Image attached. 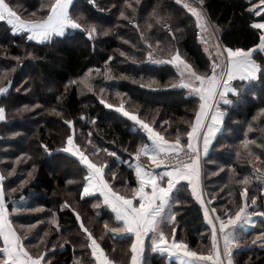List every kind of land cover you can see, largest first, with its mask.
Listing matches in <instances>:
<instances>
[{
  "label": "trees",
  "instance_id": "1",
  "mask_svg": "<svg viewBox=\"0 0 264 264\" xmlns=\"http://www.w3.org/2000/svg\"><path fill=\"white\" fill-rule=\"evenodd\" d=\"M94 1L93 4L89 0H74L70 7L74 18L83 17L78 22L84 28L97 26L92 38L81 29H69L64 37L53 36L51 41L38 42L29 40L27 32L12 34L10 26L0 21V86L11 81L9 91L0 98V105L6 111L5 120L0 122V172L4 176L5 200L8 210L22 197L28 199L29 209L44 208L41 212L19 215L17 219L24 217L23 221L11 217L21 235L24 227L55 217L59 227L43 221L24 239L34 255L47 248L46 259L51 264H95L90 241L72 209L80 214L84 225L115 262L131 264L130 246L134 240L131 233L113 231V226L122 223L107 205H93L103 200L100 194L82 198L86 170L78 158L63 151L67 135L73 133V126L66 121H74V135L79 143L81 137L90 135L91 148L100 149L96 156L100 162L108 159L103 153L106 149L117 154H110L106 176L116 191L128 196L138 187L130 154L149 139L139 125L101 101L116 106L123 102L127 110L137 112L146 122L164 131L169 141L174 142L179 136L181 143L187 145L186 134L201 101L181 86L173 66L157 61L165 59L176 42L182 56L198 74L211 73L212 58L200 39L195 16L184 7V4L196 6L199 0ZM6 2L21 18L35 20L46 17L52 0ZM258 4L259 0L199 3L216 41L223 47L244 49L259 44L262 30L253 25L264 22V13L252 10ZM122 11L124 16L120 15ZM153 11L161 16V21L152 16ZM132 20H137V27L130 23ZM167 20L173 27L174 39L164 28ZM147 45L154 50L152 61L147 56ZM254 58L260 66L258 77L233 82L239 97L220 96L217 104L224 112L223 125L208 151L202 150L203 191L216 213L231 209L234 215L243 204V188L248 189L247 203L257 216L252 229L239 227L244 241H249L258 231L264 234V217L259 216L264 212L260 175L264 170V49L256 51ZM106 67L111 69L116 81H104L97 71ZM89 69L92 91L82 90L79 82L89 75ZM152 81L155 83L149 88ZM24 105L29 106V111H18ZM52 108L60 115L52 112ZM124 150L128 153H123ZM254 160L258 161L257 165ZM33 166L36 170L29 177ZM112 173H116L115 179ZM245 177L248 183H240ZM177 187L179 191L173 190L172 201L175 229L179 232L182 229V240L191 250L208 253L211 225L203 215V206L195 200L186 181ZM252 198L257 201L255 205L251 204ZM65 201L71 208L62 207ZM244 241L233 253V264H264V240L261 246ZM146 245L145 257L151 264H180L166 254L152 251L150 239Z\"/></svg>",
  "mask_w": 264,
  "mask_h": 264
},
{
  "label": "snow or ice",
  "instance_id": "2",
  "mask_svg": "<svg viewBox=\"0 0 264 264\" xmlns=\"http://www.w3.org/2000/svg\"><path fill=\"white\" fill-rule=\"evenodd\" d=\"M90 2L94 3V0H90ZM180 2L183 3V0H180ZM72 3L73 0H52L46 17L26 20L22 19L6 0H0V21L6 22L14 35L27 32L29 40L40 42L51 41L53 36L64 37L66 31L70 28L81 29L86 32L89 38H92L97 32V26L92 24L89 28H84L82 23L78 22L83 17L79 16L74 18L72 12H70ZM199 3L203 5L204 0H199ZM184 7L189 13L195 16L200 31L206 32L208 39L213 38L214 33L209 27L206 14L200 8L193 7L189 4H184ZM252 10L258 13H264V0H259L258 5H253ZM120 15L124 16V12L122 11ZM152 16L155 17L156 21H161L162 19L156 11H153ZM165 26L167 27V25ZM253 26L262 30L259 44L248 49L222 47L217 44L215 55L218 57V60L214 59L211 61V75L198 74L193 69V66L181 56L179 50H176L175 55L171 59L157 62H167L176 66L181 77V86L198 96L202 102L199 108L204 107L205 102L211 96V93L207 91L209 84L214 83L217 89L223 85L227 94H235L239 97V90L232 85V81L236 78L249 81L256 79L258 65L253 59V54L257 48L264 49V22L255 23ZM149 27H151V24H149ZM200 39L205 44L208 43V39L204 36H201ZM157 43L159 42L157 41ZM149 48H151V45H149ZM209 55H212V53H209ZM147 56L150 61L154 60V50L148 51ZM91 71L89 69V75L80 78L79 82L82 90L84 88H87L89 91L93 90V85L90 82ZM110 73L111 69L109 68L105 75L108 76ZM69 83L75 84L77 81H69ZM153 83L155 81L149 82L148 87L151 88ZM10 85L11 81L7 85L0 86V95L6 94L9 91ZM217 94L220 93L217 91ZM117 95H120V93H117ZM101 102L109 109H115L119 114L129 118L134 124L139 125L150 141V143L142 144L133 154L136 161L134 174L138 180V187L132 189V197L129 198L126 195H121L119 191L113 190L109 181L104 176L106 162L105 164L94 163L84 151L80 150V146L74 143V132L73 134L67 135L66 147L63 151L78 158L87 169V175L85 177L86 183L83 186L81 194L82 198L94 193L102 194L103 203L115 213V218L124 224L122 229H113V231L134 234L135 239L130 246L131 264H142L144 243L150 233L154 251L166 252L170 256L175 254L180 258L182 264H233V250L239 247L238 241L243 235L237 229L241 225L254 223L253 217L256 215V213L248 211L247 187H244L241 193L245 202L235 211L234 215L231 209L225 212L226 219L215 215L216 209L209 208L202 196L201 176L193 165L192 159L185 155L184 144L181 143L179 136H177L174 142H170L151 123L142 119L137 112L126 110L123 102L119 106L109 103L106 100H102ZM18 111L27 112L29 111V106L24 105ZM51 111L60 115L56 108H52ZM199 115L198 110L195 113L191 130L186 134L187 141L193 138L191 135L192 127L196 126ZM4 119L5 108L0 107V121ZM66 123L74 127L73 120L69 119ZM43 147L47 149L48 146L43 145ZM111 155L116 156L117 154L112 152ZM142 155L150 158L151 165L153 166L151 169L140 163V157ZM161 166H163L164 172L157 173L154 169ZM35 170V166H33V170L28 173V176L32 177ZM14 171L15 169H13ZM111 175L115 179L116 173H112ZM260 175L264 177V170L261 171ZM165 177L167 178L166 183ZM3 181L4 176L0 175V238H2L0 252L3 254L2 258H0V264H51L46 259L49 251L47 248H44L43 251L34 255L25 247L24 239L36 225L28 226L23 235L16 230L9 218ZM181 181L187 182L195 200L203 206V215L207 223L211 225V249L207 255H203L198 251L189 250V246L184 240L177 241L175 239V227L171 228L170 235L166 234L162 227V225L171 226L176 220V214L172 210V201L174 200L173 190L179 191L177 185ZM26 182L24 181V183ZM240 183L247 184L248 178L245 177ZM176 203H179V201H176ZM256 203V199L252 198L251 204L255 205ZM62 207L71 208V205L65 201ZM40 210L39 208L31 209V211ZM13 211L18 212L20 209L14 208ZM72 211L80 221L81 229L87 234L90 241L91 254L95 258V264H115V261L108 257L89 228L84 226L83 221L80 219V214L75 209H72ZM259 216L264 217V212H260ZM52 223L57 224V227H59L55 219L52 220ZM47 235L48 233H45V236Z\"/></svg>",
  "mask_w": 264,
  "mask_h": 264
},
{
  "label": "rangeland",
  "instance_id": "3",
  "mask_svg": "<svg viewBox=\"0 0 264 264\" xmlns=\"http://www.w3.org/2000/svg\"><path fill=\"white\" fill-rule=\"evenodd\" d=\"M179 1V0H178ZM184 3H187V2H185V0L183 1ZM190 5V4H189ZM195 5L196 6H193V5H191V6H193V7H197V8H200V9H202V7L199 5V3H195ZM198 5V6H197ZM31 14H29V15H27L26 16V18H28L29 19V16H30ZM22 19H24V18H22ZM27 20V19H26ZM135 22L136 24H132L133 26H138V22H137V20H132L131 22ZM130 22V23H131ZM166 23H169L170 24V21H165V24ZM165 24H164V28H165ZM172 27V26H171ZM71 29V28H70ZM166 30H167V33L168 34H170L172 37H173V39L175 38L174 36H175V33H174V30H173V27H172V31H169L167 28H165ZM72 30H74V29H72ZM201 36H204L206 39H208V36H207V33L206 32H201ZM172 39V40H173ZM174 41V40H173ZM39 42V41H38ZM202 43H203V46H204V48L209 52V53H211L212 52V60H214V59H216V60H218V57L215 55V50H216V45L217 44H219L220 46H222L220 43H218L217 41H216V39H215V37H214V35H213V38H211V39H208V43L207 44H205L204 43V41L202 40ZM147 47H149L148 45H147ZM223 47V46H222ZM149 50H152L151 48H148V51ZM176 50H179V52H180V54H181V56H182V53H181V51H180V49H179V47H178V45H176V42H174V46H171V48L169 49V52L167 53L168 55L167 56H165L166 58L165 59H160L161 61H167V60H169V59H171L172 58V56H174L175 55V52H176ZM213 53H214V55H213ZM156 57H163V56H156ZM168 57V58H167ZM183 57V56H182ZM184 58V57H183ZM185 59V58H184ZM186 60V59H185ZM164 63H167V62H164ZM189 63V62H188ZM175 68V67H174ZM176 69V68H175ZM107 70H108V68L106 67L105 69L104 68H100V69H98L97 71H99L100 72V74H101V76H102V78H104V81H106V82H113V81H116V80H114L115 79V76L112 74V73H110V75H108V76H106L105 75V73L107 72ZM177 70V69H176ZM177 72H178V75H179V70H177ZM209 75H211V73L209 74ZM179 77H180V75H179ZM181 81V77H180V80H179V82ZM220 92V91H219ZM1 96L2 95H0V98H1ZM200 105H201V102H200ZM0 107H2L1 105H0ZM127 110V109H126ZM129 111V110H128ZM138 114V113H137ZM5 118H6V111H5ZM5 120V119H4ZM4 120H2V121H4ZM1 122V121H0ZM152 125H153V127L157 130V131H160L161 132V130H159V129H157L156 127H155V125L153 124V123H151ZM73 132H74V127H73ZM73 134V133H72ZM161 134L162 135H164V137H165V139L166 140H170V139H168L167 138V136H166V134L164 133V131L163 132H161ZM173 140H171L170 142H172ZM74 143L75 144H77V145H79L80 146V150H82V151H84L85 152V154L86 155H88L89 156V158L90 159H92L93 160V162L94 163H97V164H105V162H106V166H105V168H104V176H105V179L106 180H108V178H107V176H106V172H107V166H108V164H109V157H110V154H111V150L110 149H106V150H104L103 151V153H106L107 154V156H108V159L106 160V161H99L97 158H96V156H98L99 154V151H100V149H93V148H91L92 146H91V144H92V141H91V137H90V135H88V136H84V137H81V142L79 143L78 142V140L76 139V137H75V135H74ZM84 147H83V146ZM185 147V149H187V147L186 146H184ZM139 149V148H138ZM190 152H192V150H189ZM123 153H126L125 152V150L123 151ZM135 153V152H134ZM202 153H203V151H202ZM93 154V155H92ZM108 161V162H107ZM255 161V165H257L258 164V161L257 160H254ZM136 163V162H135ZM135 163H133L132 162V165L133 166H135ZM140 163L142 164L143 162H142V159H140ZM85 167V166H84ZM202 167H203V164H202ZM85 170H86V175H87V169H86V167H85ZM0 175H1V172H0ZM261 179H262V182H263V184H264V177H261ZM109 181V180H108ZM109 183H110V185L112 186V188H113V190L114 191H116L115 190V188H114V185L112 184V182L111 181H109ZM95 194H100V193H94V194H91V195H95ZM121 194V193H120ZM101 196H102V194H100ZM121 195H123V194H121ZM132 195H133V193H131L130 195H128V197L129 198H131L132 197ZM88 196H90V195H88ZM127 196V195H126ZM102 198H103V196H102ZM27 198H24V197H22L20 200H18V201H15V204H14V206H13V208L11 209V210H8V212H9V218L11 219V221H12V218L11 217H13V219H17L18 217H19V215H23V214H26V213H31V214H33L34 212H39V211H31V209L32 208H30L29 209V207L26 205V202H27ZM6 201V200H5ZM30 202V201H29ZM245 202V200H243V203ZM136 203V202H135ZM104 205V203H103V200L102 201H96V202H94L93 203V205L95 206V205H98V206H100V205ZM6 205H7V203H6ZM249 205V204H248ZM14 208H19L20 209V211H18V212H14L13 211V209ZM36 208H39V209H41L40 210V212L41 211H43L44 210V208L43 207H35L34 209H36ZM211 208H212V206H211ZM8 209V208H7ZM249 209V208H248ZM227 211V210H226ZM226 211H224L223 213H225ZM253 213V212H252ZM215 214H218V213H215ZM219 214H222V213H219ZM256 216H257V214L253 217V221H254V223H252L251 225H242L241 226V228H246V229H244V230H250V229H252L254 226H256ZM55 217H52V218H50V217H46L45 219H43L40 223L39 222H37L36 224L38 225V223L39 224H41L43 221H45V222H47V223H50V222H52V220L54 219ZM23 219H24V217H21L20 219H17L18 221H23ZM226 219V218H225ZM121 223H122V225H120V226H113V229H122L123 227H124V224H123V222L121 221ZM35 224V225H36ZM36 225V226H37ZM18 227H20L19 225H17ZM85 226V225H84ZM162 227H163V229H164V231H165V233L166 234H169V233H171V227H173V223H172V225L171 226H168V225H162ZM174 227L176 228V226H175V223H174ZM240 227V226H239ZM239 227H238V231H239ZM21 228V227H20ZM27 227H24V231H25V229H26ZM180 232H179V230H176V235H175V239L177 240V241H179V240H182V238H183V234H184V232L182 231V229L180 228ZM183 232V233H182ZM116 234H123L124 232H115ZM133 235V234H132ZM170 235V234H169ZM29 236H31V232H29L28 233V235L26 236V237H29ZM133 238L135 239V237H134V235H133ZM148 239H150V241H152L151 240V233L149 234V237L145 240V242L148 240ZM263 240H264V236H262V233L261 232H256V233H253L252 235H251V239L248 241V240H245L244 241V239H240L239 241H238V245H243L242 243V241H244L245 243H251V244H254V245H259V246H261L263 243ZM255 241V242H254ZM242 242V243H241ZM146 244H145V248H144V251H143V254H142V264H151V262H150V260H147L146 259V257H145V250H146ZM25 247L26 248H28L29 249V247L27 246V245H25ZM32 248H34V245H32ZM238 249H240V247H237L235 250H238ZM189 250H191L190 248H189ZM29 251L31 252V250L29 249ZM36 251V250H35ZM152 251H154V250H152ZM156 251V250H155ZM192 251H194V250H192ZM106 253V252H105ZM160 253V252H159ZM201 253V252H200ZM160 254H162V253H160ZM201 254H203V255H207V254H209V252L208 253H201ZM109 257V256H108ZM110 258V257H109ZM115 264H120V263H117V262H115Z\"/></svg>",
  "mask_w": 264,
  "mask_h": 264
},
{
  "label": "crops",
  "instance_id": "4",
  "mask_svg": "<svg viewBox=\"0 0 264 264\" xmlns=\"http://www.w3.org/2000/svg\"><path fill=\"white\" fill-rule=\"evenodd\" d=\"M257 23H259V22H257ZM258 50H263V49L257 48L256 51H258ZM255 52H254V54H255ZM207 53L209 55L208 51H207ZM254 54H253V59L255 60ZM213 55H214V53H213ZM209 56L212 57V55H209ZM256 63L258 65V71H257V77H258L260 66H259V63L257 61H256ZM235 80H241V79H239V78L234 79L232 81V85L233 86H234L233 82ZM219 93L220 94L218 95L216 101L207 100L205 102V106L202 107V108H199L200 115H199L198 122H197L195 127H192L191 135H192L193 138L189 141V143L187 145H184V146L187 147L188 150H192V151L195 152L200 147L206 153L208 151L209 147L211 146L212 142L214 141L216 135L221 130L222 125H223L224 112L218 106L217 102H218V99L220 98V96L227 95V92L225 91L223 85H221ZM148 143H150V141ZM125 152L128 153V151H126V150H125ZM133 154L134 153H131L130 155L132 157V162L135 163L136 161H135V157H134ZM140 159H142V162H143L142 165H144V166H146V167H148L150 169L153 167L151 165V160H150L149 157H145V156L142 155L140 157ZM193 165L196 167L199 175L201 176V190H202V196L204 197L205 191H203L204 190V188H203V168H202V166H201V164H200L198 159L194 160ZM132 167L134 168L133 165H132ZM154 170L157 173H163L164 172L163 166H161L159 168H155ZM166 180H167V178L165 177V183H166ZM263 192H264V184H263ZM205 198H206V195H205ZM135 202L136 201H134V203ZM248 225H251V224H248ZM145 244H146V242L144 243V248H145ZM156 251H158V250H156ZM158 252H160V251H158ZM160 253L168 255L170 259H174V260L178 261L180 264H182L180 258L177 255L172 254L170 256L166 252H160Z\"/></svg>",
  "mask_w": 264,
  "mask_h": 264
},
{
  "label": "built area",
  "instance_id": "5",
  "mask_svg": "<svg viewBox=\"0 0 264 264\" xmlns=\"http://www.w3.org/2000/svg\"><path fill=\"white\" fill-rule=\"evenodd\" d=\"M90 1V0H89ZM93 3V2H92ZM94 3H95V1H94ZM93 3V4H94ZM131 24H136L134 21L133 22H131ZM165 25H167V27L165 26V28H167L169 31H172V28H171V25L169 24V23H166ZM169 64V63H168ZM171 66H173V67H175L176 68V66L175 65H172V64H170ZM177 69V68H176ZM178 70V69H177ZM185 155L186 156H188V157H190L191 159H192V163L194 162V160H196V159H198L199 160V162H200V164H201V166H202V158H203V154H202V149L199 147L195 152L194 151H192V152H190L188 149H185ZM204 198H205V195H204ZM205 202H206V204H208V206H209V208H211V206H210V204H209V202H208V200L205 198ZM248 211L249 212H251L252 213V211H251V209L249 208L248 209ZM210 215H212V213H210ZM215 215H219L221 218H226V216H225V213H222V214H215ZM218 223V222H217ZM242 226V225H241ZM240 247V246H239ZM235 249L236 248H234V250H233V253H234V251H235Z\"/></svg>",
  "mask_w": 264,
  "mask_h": 264
},
{
  "label": "water",
  "instance_id": "6",
  "mask_svg": "<svg viewBox=\"0 0 264 264\" xmlns=\"http://www.w3.org/2000/svg\"><path fill=\"white\" fill-rule=\"evenodd\" d=\"M221 86H219V88L217 89V86L213 83V84H209V87L207 89V91H209L211 93V96L208 100L210 101H216L217 97L219 94H217V91H220Z\"/></svg>",
  "mask_w": 264,
  "mask_h": 264
}]
</instances>
